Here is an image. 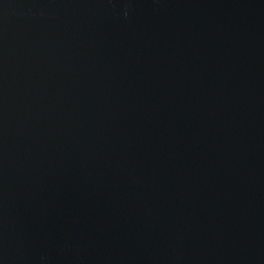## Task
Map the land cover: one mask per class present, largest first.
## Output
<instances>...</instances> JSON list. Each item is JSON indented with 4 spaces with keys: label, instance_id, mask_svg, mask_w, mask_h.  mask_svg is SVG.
Listing matches in <instances>:
<instances>
[{
    "label": "water",
    "instance_id": "obj_1",
    "mask_svg": "<svg viewBox=\"0 0 264 264\" xmlns=\"http://www.w3.org/2000/svg\"><path fill=\"white\" fill-rule=\"evenodd\" d=\"M0 264H264V0H0Z\"/></svg>",
    "mask_w": 264,
    "mask_h": 264
}]
</instances>
